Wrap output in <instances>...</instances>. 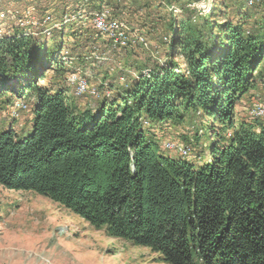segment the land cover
<instances>
[{
	"label": "trees",
	"instance_id": "trees-1",
	"mask_svg": "<svg viewBox=\"0 0 264 264\" xmlns=\"http://www.w3.org/2000/svg\"><path fill=\"white\" fill-rule=\"evenodd\" d=\"M227 7L234 15L223 21L214 12L173 20L167 64L140 67L93 111L70 101L68 62L44 42L0 39L2 103L33 99L30 131L0 129V187L45 197L167 264H264V122L236 124L233 114L264 63V14L250 23L244 2ZM48 71L53 88L40 84ZM184 121L206 131L201 164L145 135L146 125Z\"/></svg>",
	"mask_w": 264,
	"mask_h": 264
},
{
	"label": "rangeland",
	"instance_id": "rangeland-1",
	"mask_svg": "<svg viewBox=\"0 0 264 264\" xmlns=\"http://www.w3.org/2000/svg\"><path fill=\"white\" fill-rule=\"evenodd\" d=\"M82 1V8L87 17L92 11L105 6L114 18L121 19L126 24L131 45L126 49L117 50L112 48L105 37L96 34L85 21L82 25L73 20L66 21L64 7L67 13L72 14L77 12ZM234 1L103 0L102 4H99L100 0H0V13L19 9L31 12L33 8L31 13L37 18V31L29 36L33 40L44 42L55 62H59V59L62 64L68 62L65 65V81H62L69 87L70 101L80 111H93L99 102L118 98L121 92L130 88L140 67L145 66L142 74L146 75L156 71V67L167 64L166 52L171 35L169 27L173 20L177 26L187 17L207 16L214 12L218 14L216 16L222 15L219 21H223L234 15L227 7V4ZM236 1L244 2L250 23L264 14V0H257L252 4L248 0ZM65 3H68L67 7ZM43 18H47L45 22ZM57 21L63 23L59 29H54L52 34L38 32L51 27L49 23ZM55 35L59 38H55ZM176 60H180V56ZM72 74H77L90 85L84 94H76L75 87L67 85V78ZM44 78L40 84L50 88L56 86L57 81L55 77H51L50 71L44 74ZM91 89H94V93H90ZM18 101L26 103L28 108L12 119L8 112L13 102L6 106L0 99V129L12 126L18 134L24 130L27 119L31 117L33 99L24 97ZM259 104L264 105V63L254 74L251 88L234 106L236 124L255 118L264 122V111L257 117L253 114ZM195 124L196 121H184L178 126L146 125L145 135L153 136L160 151L165 155L182 157V152L165 149V142L172 141L171 143L181 148H189V154L182 158L193 164H201L203 160L208 159V142L205 129H199ZM207 125L208 121L204 126ZM213 125L217 126L218 132V123L214 122ZM26 129L30 131V123ZM197 133L199 139L196 141ZM223 134L226 136L228 132L224 131ZM200 154L202 155L199 156ZM0 264L167 263L147 248L108 236L104 229L90 226L63 206L45 197L30 191H13L0 187Z\"/></svg>",
	"mask_w": 264,
	"mask_h": 264
},
{
	"label": "bare ground",
	"instance_id": "bare-ground-1",
	"mask_svg": "<svg viewBox=\"0 0 264 264\" xmlns=\"http://www.w3.org/2000/svg\"><path fill=\"white\" fill-rule=\"evenodd\" d=\"M255 1L257 0H248V2L251 4L254 3ZM83 3L84 1L80 2L77 12H72V14L67 13L66 8L64 7V10H65L64 19L66 21L73 20L77 22L78 24H80V21H85L87 24H90V27L94 30L96 34L105 37L106 40L110 42L112 48H115L117 50H122L124 48L126 49L131 45L132 41H130V36L128 35L126 24L121 19L114 18L113 14L105 6H101L99 10L92 11L91 13H89L90 14L89 17H87L85 16L84 9L82 8ZM65 5L67 7L68 3H65ZM32 11H33V8L31 9V12ZM31 12L22 11V10L20 11V9L16 11H9V13H5L2 11L0 13V39H7V40L10 39L11 40V39H16L22 35L29 36L30 33L36 32L37 30L35 31V28L37 25L36 23L37 18L34 17L33 13ZM30 13L31 15L29 16ZM103 15H104L105 21H102ZM45 17L49 18L48 16H45ZM47 18H43L42 20L45 22L46 21L45 19ZM106 22L111 26L107 25ZM62 23H58V21L53 24L49 23L51 27L45 30L44 29L38 30V32H44V33L46 32L45 33L46 35H49L50 33L52 34L53 30L59 29ZM82 84L88 85L86 83V80H83L77 74H72L67 78V85L70 87H75L76 94H84L83 93L84 91H82ZM87 89L88 87L85 88V91ZM90 93H94V89H91ZM20 104L23 105V109L17 110V106H19ZM10 108L11 109L8 112L9 117L14 119L19 116L20 112L27 111L28 105L24 103L23 101L14 100L13 104L10 105ZM263 111H264V105L259 104L256 107V109L253 110V114L255 117H257L258 115L262 114ZM171 142H165L163 144L164 148L173 151V150H176L175 149L176 147L179 150H182V153L179 152L182 157L187 156V154H189V151H190L189 148L187 147L181 148L178 145H174Z\"/></svg>",
	"mask_w": 264,
	"mask_h": 264
},
{
	"label": "built area",
	"instance_id": "built-area-1",
	"mask_svg": "<svg viewBox=\"0 0 264 264\" xmlns=\"http://www.w3.org/2000/svg\"><path fill=\"white\" fill-rule=\"evenodd\" d=\"M31 15V13L29 14V16ZM102 21H105V19H104V15L102 16ZM107 23V22H106ZM107 25H109L108 23H107ZM109 26H111V25H109ZM86 87H90V85H84V84H82V91H85V88ZM90 96H96V95H90ZM18 109H23V105L22 104H20L19 106H17V110ZM175 149L177 150V152H182V150H179L178 148H176L175 147Z\"/></svg>",
	"mask_w": 264,
	"mask_h": 264
}]
</instances>
